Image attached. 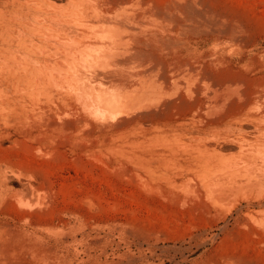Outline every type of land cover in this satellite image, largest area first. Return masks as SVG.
<instances>
[{"label": "rangeland", "instance_id": "rangeland-1", "mask_svg": "<svg viewBox=\"0 0 264 264\" xmlns=\"http://www.w3.org/2000/svg\"><path fill=\"white\" fill-rule=\"evenodd\" d=\"M140 1L143 60L134 66L164 68L171 119H142L139 81L123 88L115 65L95 67L110 75L106 81L89 80L93 66L43 65L37 82H17L8 68L20 71L22 64L0 50V264H27L34 255L48 264H264V210L241 197L234 206L213 201L200 185L203 168L221 161L177 168L199 152L193 134L173 141L179 162L153 163L176 178L182 171L177 186L149 177L141 158L161 147L155 135L190 127L193 112L177 108L188 100L173 96L177 87L220 70L238 100L243 77H264V0ZM126 44L137 49L133 35ZM176 62L189 63L190 71L176 76ZM82 85L96 99L117 98L94 112L78 96ZM259 91L264 103V79ZM222 101L205 104L196 119L224 114ZM226 156L229 164L240 161L237 153Z\"/></svg>", "mask_w": 264, "mask_h": 264}, {"label": "bare ground", "instance_id": "bare-ground-1", "mask_svg": "<svg viewBox=\"0 0 264 264\" xmlns=\"http://www.w3.org/2000/svg\"><path fill=\"white\" fill-rule=\"evenodd\" d=\"M64 2L66 6H63ZM126 2L37 0L30 6L29 2L24 3L22 0H0V50L9 52L8 57L18 60L22 64L20 67L24 68L18 71L10 66L9 77L17 82H32L34 79L37 82L39 75L36 70L43 65L49 68L88 65L94 67L88 75L89 80L106 81L111 78L110 75L95 67L115 65L119 71L114 76L121 81L119 84L123 88L127 87L129 80L139 81L140 94L136 101L140 108L138 115L142 119L151 122L171 119L175 105L166 99L164 89L169 86V81L163 74L164 68L160 66V73H149L147 67L136 70L134 66L143 60L139 39L143 12L140 0H133L127 5ZM101 22H109L112 26L105 28ZM129 35L136 39L137 49L134 52L127 49ZM129 64L126 70L124 67ZM174 65L176 70L173 74L176 72V76L191 69L189 63L176 62ZM222 75L220 70L215 74L208 72L201 81L193 80L183 87H177L178 92H174L173 96L183 94L188 98L177 108L193 112L190 127H170L163 131L165 133L155 135L156 138L162 137L161 147L145 151L144 154L149 156L143 155L141 158L151 168L149 177L154 180L162 178L166 183L177 186V180L186 177L182 171L176 178L175 173L170 172L172 169L159 173V170L153 169V163L166 159L179 162L177 158L180 154L173 141L193 134L191 139L201 143L199 152L189 153L184 159L187 166L180 162L177 168L184 169L197 164L199 159L218 158L221 161L219 165L205 166L200 174V185L209 197L213 201L231 203V206L241 197L250 201L248 206L264 210V103L260 100L262 94L259 91L264 77L252 80L243 77L244 89L237 100L223 86L225 82H222ZM236 75L238 77L239 73ZM233 77L236 78L235 75ZM81 88L85 92L78 93V96L94 112L112 105L117 98L96 99L84 85ZM217 98L223 100L222 109L225 113L218 116L210 113L204 120L196 119L202 113L203 106L209 103L206 107H211L210 102ZM252 103L256 106H251ZM177 116L181 117L180 114ZM144 131L149 129L145 128ZM228 153H237L240 161L233 164L224 161ZM190 181L184 185L189 186ZM260 231L264 234V225ZM32 258L33 261L26 263H49L46 259H38L36 255Z\"/></svg>", "mask_w": 264, "mask_h": 264}]
</instances>
